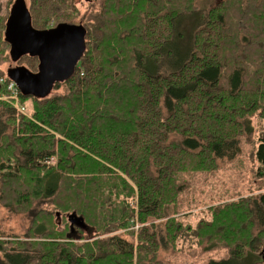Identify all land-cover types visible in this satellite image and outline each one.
I'll list each match as a JSON object with an SVG mask.
<instances>
[{
	"label": "trees",
	"instance_id": "trees-1",
	"mask_svg": "<svg viewBox=\"0 0 264 264\" xmlns=\"http://www.w3.org/2000/svg\"><path fill=\"white\" fill-rule=\"evenodd\" d=\"M91 3L79 19L85 50L69 78L41 98L20 93L32 101L30 117L0 100V180L22 204L72 210L69 230L35 214L31 240L0 243V264H170L185 244L225 248L203 264H241L251 254L264 264V127L251 169L262 191L208 204L194 224L182 220L193 207L182 199L190 175L232 161L243 139L254 142L251 119H264V0H220L206 10L197 0ZM26 6L40 29L80 14L75 0ZM8 46L3 33L0 69L12 61ZM138 221L137 235L127 232L133 240L97 231ZM75 228H90L92 239L77 243L68 236Z\"/></svg>",
	"mask_w": 264,
	"mask_h": 264
},
{
	"label": "rangeland",
	"instance_id": "rangeland-1",
	"mask_svg": "<svg viewBox=\"0 0 264 264\" xmlns=\"http://www.w3.org/2000/svg\"><path fill=\"white\" fill-rule=\"evenodd\" d=\"M14 1V0H13ZM21 2L22 0H18ZM198 8L202 10H206L210 5L217 3L220 0H197ZM7 0H0V14L3 10H5V3ZM24 2H28V0H24ZM76 7L78 12H80L79 16L74 24H80L81 14L85 16L91 9L92 4L91 0H75ZM9 12H4V17L0 18V36L3 37L4 27L1 26V22L4 21V24L9 16ZM83 16V17H84ZM72 23V21L70 22ZM48 26L43 29H48L56 26L55 19L51 18L47 24ZM37 28V27H35ZM40 29V28H37ZM9 48V46H8ZM19 62L15 63L11 60H8L2 64V71L7 70L9 66L15 65H23L31 71L36 70V66H33V61L30 57L22 56ZM37 62V59H36ZM54 93V91L52 92ZM31 106L32 101L27 99L25 102V110L26 116L30 117L31 114ZM252 126L254 128V137L253 143L247 142L244 139L241 141V153L235 157L232 161L228 163H224L219 169L211 172H196L193 176L190 175L188 180L187 189L182 192V199L184 201L192 199V206L189 208L191 210L187 213V210H184L183 213L185 216L182 218L184 222H190L192 224L196 223L197 220L202 216L203 209L208 204H217L221 201H232L236 200L239 197L246 196H254L258 195L261 190L260 180L258 178H254L251 174V169L255 168L256 164L252 159V151L254 149V145L257 143V138L260 134H262V128L264 127V119L261 118L258 114L255 115L252 119ZM21 179V178H20ZM22 184H25L22 179L16 184V188L20 187ZM6 181L0 180V243L4 244L7 242L11 244L14 239H25L31 240V238L26 237V234L29 233V229L33 227L35 219L33 218L35 214H40L39 219L46 220L48 223H55L56 227L59 230H69L67 222V215L72 212L71 209L65 211L64 209H60L57 205L50 204L49 202L34 201L30 206L29 204H22L18 202V199H14L12 196L14 195L11 190L8 191ZM64 199V197H62ZM133 207H136L134 200H130ZM37 203V204H36ZM74 212V210H73ZM76 212V211H75ZM81 215L80 213L76 212ZM98 213L96 214L97 217ZM44 216V217H42ZM83 216V215H82ZM133 218H136L135 216ZM86 221V220H85ZM87 223V221H86ZM90 227L91 223H87ZM142 225L139 221L134 225V227L129 228L128 225L126 228L116 230L115 232H110V234H102L101 230H97L100 233L99 237H105L112 234L121 236L128 240H133L127 232L134 233L135 236L138 233ZM71 233H69L70 238L76 239L77 243H82L86 240L92 239V231L90 228H83L75 230L71 229ZM104 235V236H102ZM137 239V237H135ZM6 249L8 250L9 247ZM227 255L225 248L219 247L215 248L210 252H202L200 249L195 248L194 245L190 246L189 244H185L182 250L178 253L176 257H174L170 264H203L207 260L208 257L214 258H222ZM255 256V255H254ZM259 256V255H258ZM262 256V255H261ZM260 258V256H259ZM262 258V259H261ZM261 261L263 256L261 257ZM258 263L257 256L253 257L251 254L247 257V260L243 261L241 264H253L254 261ZM262 264V263H258Z\"/></svg>",
	"mask_w": 264,
	"mask_h": 264
},
{
	"label": "water",
	"instance_id": "water-1",
	"mask_svg": "<svg viewBox=\"0 0 264 264\" xmlns=\"http://www.w3.org/2000/svg\"><path fill=\"white\" fill-rule=\"evenodd\" d=\"M4 40L9 44L13 62L25 55L37 59L35 72L17 65L8 67L6 74L16 83L22 95L38 98L49 94L55 83L69 78L86 45L85 30L81 24L63 22L48 29L33 27L24 0H15L10 8ZM69 221L79 226L83 224L82 218L75 214L69 216Z\"/></svg>",
	"mask_w": 264,
	"mask_h": 264
},
{
	"label": "built area",
	"instance_id": "built-area-1",
	"mask_svg": "<svg viewBox=\"0 0 264 264\" xmlns=\"http://www.w3.org/2000/svg\"><path fill=\"white\" fill-rule=\"evenodd\" d=\"M0 85L4 88L3 92H0V100L14 106L19 112L25 113V104L19 100L20 91L16 83L7 76L0 75Z\"/></svg>",
	"mask_w": 264,
	"mask_h": 264
},
{
	"label": "flooded vegetation",
	"instance_id": "flooded-vegetation-1",
	"mask_svg": "<svg viewBox=\"0 0 264 264\" xmlns=\"http://www.w3.org/2000/svg\"><path fill=\"white\" fill-rule=\"evenodd\" d=\"M15 63H17V62H15ZM15 66H17V65H15ZM9 67H14V66H9Z\"/></svg>",
	"mask_w": 264,
	"mask_h": 264
},
{
	"label": "bare ground",
	"instance_id": "bare-ground-1",
	"mask_svg": "<svg viewBox=\"0 0 264 264\" xmlns=\"http://www.w3.org/2000/svg\"><path fill=\"white\" fill-rule=\"evenodd\" d=\"M8 49V48H7ZM239 124V123H238ZM261 136H263V134L261 135ZM225 138V137H224ZM227 141V140H226ZM247 141V140H246Z\"/></svg>",
	"mask_w": 264,
	"mask_h": 264
}]
</instances>
